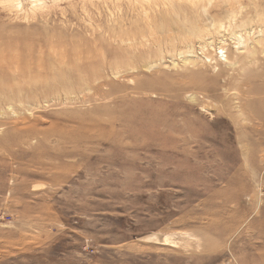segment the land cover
I'll list each match as a JSON object with an SVG mask.
<instances>
[{
  "label": "rangeland",
  "instance_id": "obj_1",
  "mask_svg": "<svg viewBox=\"0 0 264 264\" xmlns=\"http://www.w3.org/2000/svg\"><path fill=\"white\" fill-rule=\"evenodd\" d=\"M81 1L0 2V264H264V4Z\"/></svg>",
  "mask_w": 264,
  "mask_h": 264
},
{
  "label": "bare ground",
  "instance_id": "obj_2",
  "mask_svg": "<svg viewBox=\"0 0 264 264\" xmlns=\"http://www.w3.org/2000/svg\"><path fill=\"white\" fill-rule=\"evenodd\" d=\"M25 1L27 3V6L31 7L32 9H37V8H41L43 6H47V4H49V3H56V2L58 3V1H60V0H0V2H3V3L5 2L9 6H11V8H13V9L14 8H20L21 9V7ZM88 1H89V3H91L92 6H96L94 4H97L100 2L106 3V2L111 1L114 4V3L122 2L123 0H88ZM124 1L128 2V6L133 7V9L137 8L136 11L142 10V12L144 11L145 13H147V11H148L147 8H151V9L159 8V10L160 9L164 10L166 13L174 12V13H178L179 15L187 13L188 11H194L196 8L203 7V6L204 7H208V6L211 7L212 6L213 8H217V9L226 8V9L231 11V10H235L237 8L243 9V6L249 5L250 3L254 7H258L259 4H264V0H124ZM81 2H84V0H82ZM107 5H109V4H107ZM100 6H102V5H100ZM253 6L251 8H253ZM97 8H98V6H97ZM259 10L260 9L258 8L256 15H261L262 11L260 12ZM153 11H155V10H153ZM230 14H231V12H230ZM232 15H233V13H232ZM147 20H148V18H147ZM149 22H151V21H149Z\"/></svg>",
  "mask_w": 264,
  "mask_h": 264
}]
</instances>
